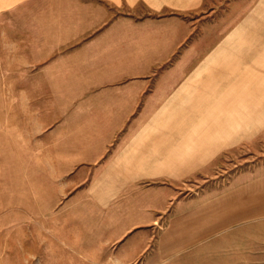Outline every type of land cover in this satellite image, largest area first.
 Masks as SVG:
<instances>
[{
  "label": "crops",
  "instance_id": "1",
  "mask_svg": "<svg viewBox=\"0 0 264 264\" xmlns=\"http://www.w3.org/2000/svg\"><path fill=\"white\" fill-rule=\"evenodd\" d=\"M0 210L77 258L262 264L264 0H0Z\"/></svg>",
  "mask_w": 264,
  "mask_h": 264
},
{
  "label": "rangeland",
  "instance_id": "2",
  "mask_svg": "<svg viewBox=\"0 0 264 264\" xmlns=\"http://www.w3.org/2000/svg\"><path fill=\"white\" fill-rule=\"evenodd\" d=\"M219 5L217 3V14L223 10V4ZM24 213L20 216L0 210V264H115L110 260L75 257L70 249L59 243L62 236L54 233L59 227L47 226L46 214L38 218L31 212ZM65 216L57 212L56 223L62 222Z\"/></svg>",
  "mask_w": 264,
  "mask_h": 264
}]
</instances>
